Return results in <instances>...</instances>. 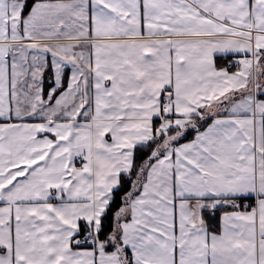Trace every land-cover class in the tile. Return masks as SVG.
Wrapping results in <instances>:
<instances>
[{"label": "crops", "instance_id": "obj_1", "mask_svg": "<svg viewBox=\"0 0 264 264\" xmlns=\"http://www.w3.org/2000/svg\"><path fill=\"white\" fill-rule=\"evenodd\" d=\"M26 4L0 0V264H264V0ZM166 117L210 123L148 162L121 251L78 247Z\"/></svg>", "mask_w": 264, "mask_h": 264}, {"label": "trees", "instance_id": "obj_2", "mask_svg": "<svg viewBox=\"0 0 264 264\" xmlns=\"http://www.w3.org/2000/svg\"><path fill=\"white\" fill-rule=\"evenodd\" d=\"M34 0H27L25 6V13L29 11ZM48 82V81H47ZM202 122V123H200ZM198 123H191L186 128L177 130L176 134L183 136L177 143L185 142L195 137V135L203 130L209 123L208 121H200ZM174 129V128H173ZM176 132V131H175ZM167 136H163L160 140L153 139L148 145L136 147L134 150V165L130 173H125L121 176V184L118 189L114 191L113 199L105 213L100 229L98 231V239L109 241L107 243V249L114 250L118 248L121 251L120 243L117 241V237L120 238L119 228L116 224L117 212L124 206H128L133 196H135L144 181V173L147 168L148 162L152 159L154 154L157 153L160 144L165 141ZM176 144V143H175ZM164 150V149H163ZM252 200V199H251ZM222 210L206 211L205 219L207 220L209 229L213 232H218L221 228L220 213ZM125 255L124 264H132V254L129 249L123 250Z\"/></svg>", "mask_w": 264, "mask_h": 264}, {"label": "rangeland", "instance_id": "obj_3", "mask_svg": "<svg viewBox=\"0 0 264 264\" xmlns=\"http://www.w3.org/2000/svg\"><path fill=\"white\" fill-rule=\"evenodd\" d=\"M255 54H253V56H252V58H253V60H255V56H254ZM257 63L259 64V61H257ZM255 67V66H254ZM251 73H252V70H251ZM264 74V73H263ZM253 77H254V75H253ZM175 120L176 119H174V118H167V119H164L163 120V122H165V126H166V128H165V130L164 131H161L160 132V130H157V136H156V139L155 140H161L162 138H163V136H167L166 138H165V140H166V143L168 142V144L170 143H177V141H179V140H181L182 138H184V135L183 136H180V135H178V134H176L178 131V129L180 130V128H175L174 126H173V124H174V122H175ZM201 119H199V120H196L197 122L198 121H200ZM195 121V119H193V120H188V123L187 124H185L184 126H183V128H186L187 126H189L190 124H191V122L193 123H195L196 122ZM202 121H204L203 119H202ZM200 123H202V122H200ZM200 123H198V124H200ZM174 128V129H173ZM176 131V132H175ZM165 148V141L162 143V144H160V147L158 148V152L157 153H162L163 152V149Z\"/></svg>", "mask_w": 264, "mask_h": 264}, {"label": "built area", "instance_id": "obj_4", "mask_svg": "<svg viewBox=\"0 0 264 264\" xmlns=\"http://www.w3.org/2000/svg\"><path fill=\"white\" fill-rule=\"evenodd\" d=\"M256 31L253 30V34H255ZM241 62V57L237 56V55H232L230 58V61L228 63V68L232 69L235 66H237L239 63ZM168 102H165L164 105H167ZM256 206V202L250 201L247 203L243 204V208H251ZM95 237L94 236H90L88 232H84L79 239L77 240V245L80 247L83 246H89L95 243Z\"/></svg>", "mask_w": 264, "mask_h": 264}]
</instances>
